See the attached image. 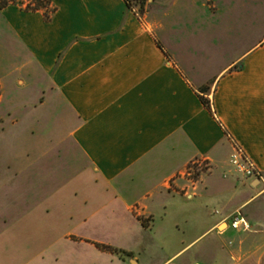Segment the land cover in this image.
Listing matches in <instances>:
<instances>
[{"label": "crops", "instance_id": "obj_1", "mask_svg": "<svg viewBox=\"0 0 264 264\" xmlns=\"http://www.w3.org/2000/svg\"><path fill=\"white\" fill-rule=\"evenodd\" d=\"M50 1V20L2 9L0 83L18 85V101L35 109L67 108V135L109 194L40 199L0 229V264H264L262 1L212 0L214 10L200 9L209 19L174 23L179 36L194 35V50L126 0ZM231 141L262 179L232 171ZM205 159L204 180L185 181L188 165ZM3 168L19 171L0 165L1 183ZM239 209L248 229L230 226Z\"/></svg>", "mask_w": 264, "mask_h": 264}, {"label": "rangeland", "instance_id": "obj_2", "mask_svg": "<svg viewBox=\"0 0 264 264\" xmlns=\"http://www.w3.org/2000/svg\"><path fill=\"white\" fill-rule=\"evenodd\" d=\"M245 1L223 0V3L229 8L234 3ZM261 1L264 4V0ZM30 2L35 3L36 0H13L11 4L25 9ZM129 2V7L141 20L162 22L167 27V35L172 41H188L186 45L191 50H194L196 44L194 35L188 32L179 36L178 28L173 27L174 23L209 19L200 12L202 5L210 12L215 9L211 7L212 0H129ZM1 11L2 9L0 15ZM2 20L0 16V40L4 34ZM221 62L223 61H219L220 64ZM202 77L211 79L210 76ZM18 95H20L18 85L16 88L12 86L7 88L0 83V151H4L0 152L2 154L0 165L11 164L19 169L11 177L6 172L7 168L1 169L5 175L4 179L7 180V176L9 179L5 183L0 182V229L34 206L40 199L48 196L109 194L105 186L93 182L95 176L87 169V161L67 135L69 125L66 123L69 115L67 108L55 101L35 109L32 105L29 106L28 102L18 101L16 98ZM40 99L42 101L44 97ZM200 169L198 163H190L184 180L190 183L197 180L201 183L211 170L210 167L203 172ZM223 176L228 177L229 172L224 171ZM214 206L215 203L211 208ZM239 211L243 215L242 209ZM208 227L204 221V231ZM225 227L226 224L223 222L218 228L207 231L198 246L214 242L217 235H221L219 231ZM31 238L25 237L27 241ZM217 241L221 243V238ZM189 254L190 252H187L184 255L189 257ZM205 254L204 258L210 259L209 252Z\"/></svg>", "mask_w": 264, "mask_h": 264}, {"label": "built area", "instance_id": "obj_3", "mask_svg": "<svg viewBox=\"0 0 264 264\" xmlns=\"http://www.w3.org/2000/svg\"><path fill=\"white\" fill-rule=\"evenodd\" d=\"M231 142H232V150L229 155V164L231 166V169L235 173L243 175L244 177L247 178L262 179L263 178L262 171L256 166L253 160L248 156L244 148L233 141ZM192 163H198V166L201 168L200 169L201 172L206 170L207 167H210L206 159L200 162L196 161ZM195 182H197V180H192L193 184ZM230 226L235 229L238 228L248 229L250 227V224L239 211H236L230 216Z\"/></svg>", "mask_w": 264, "mask_h": 264}, {"label": "trees", "instance_id": "obj_4", "mask_svg": "<svg viewBox=\"0 0 264 264\" xmlns=\"http://www.w3.org/2000/svg\"><path fill=\"white\" fill-rule=\"evenodd\" d=\"M13 3V0H0V9L5 8L9 4ZM126 3L128 6H130L129 0H126ZM26 10H42L44 13V17L46 20H50L51 18V12L54 10V8L51 6L50 0H36L35 3H28L26 7H24ZM201 92L205 93L207 89L205 87H202ZM201 100L204 103V105L211 110V104L210 100L203 95L201 96ZM101 248L114 250L113 247L109 245L99 244Z\"/></svg>", "mask_w": 264, "mask_h": 264}]
</instances>
